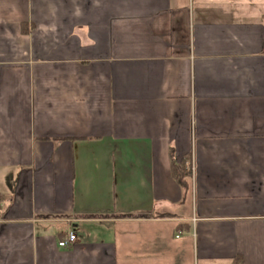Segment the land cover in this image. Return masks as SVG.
Returning <instances> with one entry per match:
<instances>
[{
    "label": "crops",
    "instance_id": "1",
    "mask_svg": "<svg viewBox=\"0 0 264 264\" xmlns=\"http://www.w3.org/2000/svg\"><path fill=\"white\" fill-rule=\"evenodd\" d=\"M0 264H264V0H0Z\"/></svg>",
    "mask_w": 264,
    "mask_h": 264
},
{
    "label": "built area",
    "instance_id": "2",
    "mask_svg": "<svg viewBox=\"0 0 264 264\" xmlns=\"http://www.w3.org/2000/svg\"><path fill=\"white\" fill-rule=\"evenodd\" d=\"M76 239H77L76 231L74 229L70 230L67 233V235L62 240L59 241V245L65 247L68 244L73 243Z\"/></svg>",
    "mask_w": 264,
    "mask_h": 264
},
{
    "label": "trees",
    "instance_id": "3",
    "mask_svg": "<svg viewBox=\"0 0 264 264\" xmlns=\"http://www.w3.org/2000/svg\"><path fill=\"white\" fill-rule=\"evenodd\" d=\"M185 183V182H184ZM186 184V186H187V183H185Z\"/></svg>",
    "mask_w": 264,
    "mask_h": 264
},
{
    "label": "rangeland",
    "instance_id": "4",
    "mask_svg": "<svg viewBox=\"0 0 264 264\" xmlns=\"http://www.w3.org/2000/svg\"><path fill=\"white\" fill-rule=\"evenodd\" d=\"M259 1H263V0H259Z\"/></svg>",
    "mask_w": 264,
    "mask_h": 264
}]
</instances>
